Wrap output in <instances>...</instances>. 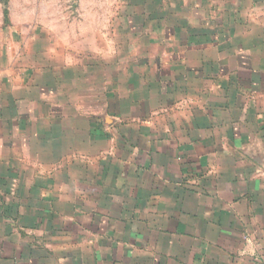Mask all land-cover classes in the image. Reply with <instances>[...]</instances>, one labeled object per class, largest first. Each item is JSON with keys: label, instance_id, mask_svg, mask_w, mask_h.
I'll return each instance as SVG.
<instances>
[{"label": "crops", "instance_id": "1", "mask_svg": "<svg viewBox=\"0 0 264 264\" xmlns=\"http://www.w3.org/2000/svg\"><path fill=\"white\" fill-rule=\"evenodd\" d=\"M113 3L1 23L0 264H264V0Z\"/></svg>", "mask_w": 264, "mask_h": 264}, {"label": "rangeland", "instance_id": "2", "mask_svg": "<svg viewBox=\"0 0 264 264\" xmlns=\"http://www.w3.org/2000/svg\"><path fill=\"white\" fill-rule=\"evenodd\" d=\"M107 4L108 0H0V26L2 22L4 27L11 23V28L19 32L23 24L48 23L55 26L92 19L99 22L104 19L103 8ZM112 5L111 20L115 21L118 0H114Z\"/></svg>", "mask_w": 264, "mask_h": 264}, {"label": "trees", "instance_id": "3", "mask_svg": "<svg viewBox=\"0 0 264 264\" xmlns=\"http://www.w3.org/2000/svg\"><path fill=\"white\" fill-rule=\"evenodd\" d=\"M6 13V12H5Z\"/></svg>", "mask_w": 264, "mask_h": 264}]
</instances>
